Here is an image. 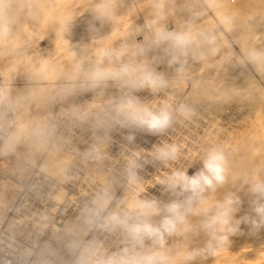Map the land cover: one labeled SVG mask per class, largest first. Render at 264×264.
Masks as SVG:
<instances>
[{
	"label": "bare ground",
	"instance_id": "1",
	"mask_svg": "<svg viewBox=\"0 0 264 264\" xmlns=\"http://www.w3.org/2000/svg\"><path fill=\"white\" fill-rule=\"evenodd\" d=\"M202 2L0 0V93L9 99L15 119L0 147V214L5 202L16 193L13 178H21L27 170L41 172L60 184L57 200L64 198L66 189L62 185L73 175L78 162L74 154L60 150L59 144L66 137L57 135L64 131L60 124L55 125L57 119L73 116L77 125L93 119L104 135L117 133L122 141H132L129 137L135 139L136 131L145 126L119 110L120 105L131 102L154 114L175 110L174 123L169 125L180 140L186 137L182 129L187 127L182 117L190 116L188 119L200 128H191L198 152L191 146L187 158L175 146L187 164L179 173L194 177L204 171L207 175L204 161L217 151L224 156L225 180L214 187L205 185L200 192L185 188L184 181L174 183V177L163 176L157 180L172 185L160 191L162 206L147 203L152 195H144L146 200L142 202L132 198L124 204L118 200L124 208L121 220L125 219L129 231H133L126 245L112 243L108 257L99 256L94 264L110 258L140 260L157 252L167 255L166 264H243L241 259L254 260L258 248L264 253V235L259 234L263 239L257 235L264 222L255 211L264 206V194L253 191L257 184L264 185V0H241L236 8L229 0ZM28 19L36 23L39 35H47L50 46L45 53L24 52L22 37L26 36ZM158 32L187 36L188 40L183 44L174 39L158 40ZM227 37L236 43L238 52ZM125 49L117 57L116 53ZM105 51L112 55L103 56ZM125 66L137 71L93 78L98 70L113 68L119 72ZM227 67L229 73L224 72ZM140 69L159 77L162 85L156 89L141 86ZM21 75L26 82L15 83ZM64 92L65 96L72 94L68 104L62 98ZM204 105L217 110L209 109V115H205ZM78 127L83 131V125ZM84 179L93 181L96 188L94 204L106 209L115 187L102 175L90 177L86 173ZM146 192L140 189V193ZM229 199L234 209L229 227L234 231L221 232L218 224L209 227L212 218L223 211L220 205ZM172 205L178 206L175 212L169 210ZM157 219L162 225L171 219L175 230L169 233L162 229ZM144 225L159 231L149 233ZM65 227L69 237L71 223ZM137 227L141 230L135 231ZM253 233L262 241L251 242ZM220 236H227V240L219 244ZM260 250L257 254L262 253ZM249 252L254 255L246 256ZM262 256L259 261H246L259 264L264 261Z\"/></svg>",
	"mask_w": 264,
	"mask_h": 264
},
{
	"label": "built area",
	"instance_id": "2",
	"mask_svg": "<svg viewBox=\"0 0 264 264\" xmlns=\"http://www.w3.org/2000/svg\"><path fill=\"white\" fill-rule=\"evenodd\" d=\"M5 97V93L1 92L0 147L15 123L9 99ZM168 112L169 124H172L177 114L173 109ZM188 118L182 117L187 125L182 132L186 136L183 140L189 147L192 144L191 128L194 126ZM62 119H57L55 125L60 124L64 131L57 135L66 137L61 144L74 154L78 162L73 175L62 185L66 194L57 200L61 185L38 171L27 170L21 178H13L16 193L5 202L0 214V264H94L97 257H108L111 244L126 245L128 235L133 231H129L130 225L125 219L121 220L124 208L118 200L124 204L132 198L142 202L146 200L144 195H152L147 203L162 206L160 191L172 183H161L157 178L165 176L163 172L167 174V179L173 178L187 166L182 152H171L176 146L172 139L179 134L168 127L154 132L153 129L137 130L136 139L122 141L124 138L117 133L104 135L101 126L93 119L87 123L88 130L86 124L80 121L85 128L82 132L75 117ZM81 133L82 138H79ZM159 137L167 142V148L163 149L164 142H159ZM179 147L184 148L183 154L189 158L188 149L182 145ZM158 148L171 155L162 158V151ZM86 173L90 177L102 175L115 187V194L109 199L106 209L100 210L94 204L96 188L93 181L87 183L84 179ZM141 188L147 192L140 193ZM67 222L71 223L69 237L65 232ZM156 223L163 222L157 219ZM161 228L164 229L162 224Z\"/></svg>",
	"mask_w": 264,
	"mask_h": 264
},
{
	"label": "clouds",
	"instance_id": "3",
	"mask_svg": "<svg viewBox=\"0 0 264 264\" xmlns=\"http://www.w3.org/2000/svg\"><path fill=\"white\" fill-rule=\"evenodd\" d=\"M106 12L107 9H104ZM7 31V29H5ZM165 39H174L177 43H185L188 40L187 36L183 35H176L172 36V34H164L162 32H158V40H165ZM124 51L117 52V57L124 54ZM103 56H110L112 53L105 51L102 53ZM137 69H129L127 66L122 68L119 72L114 70L113 68H108L103 71L98 70L93 78L94 79H104L108 76H119L122 74H131L136 72ZM142 72V75L140 76V84L141 86H147L152 89H156L162 85V81L159 77H155L151 72L143 71V69H140ZM119 110L122 112H126L129 118L140 125H146L149 129H164L169 125L170 122V114L167 110H161L159 114H154L151 111L147 109H140L137 108L135 105H133L131 102H128L127 104H122L119 107ZM129 139H133V137H129ZM176 151L175 147L172 148L171 152L174 153ZM171 153L162 151L161 157L166 158ZM204 167L207 170V175L204 171H200L197 173L194 177H188L186 173H177L174 177L173 182L179 183L181 181L186 182L184 184L185 188L191 187L194 191L199 189L200 192L204 191V186L208 187H214L215 184L223 183L225 180V160L224 156L217 151H213L209 154L208 159L204 161ZM253 191L261 192L264 194V185L257 184L254 186ZM233 203L231 199L227 200L225 204L220 205V207L223 209V211H220L215 217L212 218L211 224L208 226L211 227L212 225H219V231L224 232H232L234 231L233 228L229 227L230 225V219H231V212L234 211L230 207V205ZM143 207V206H141ZM177 205H172L170 207V211L175 212ZM191 210V209H189ZM255 211L262 216V222H264V206H259L255 209ZM177 219L183 220V216H178ZM255 223V221H253ZM164 228L167 232L171 233L175 230V223L169 219L164 221ZM144 230L148 231L149 233L158 232V229H153L148 225L143 226ZM140 227L136 228V231H140ZM220 243H223L227 240V236H220L219 238ZM163 243V240L161 238V244ZM168 257L163 252H157L150 256L144 257L140 260H134L129 261L125 259L115 260V259H109L103 264H166L168 261Z\"/></svg>",
	"mask_w": 264,
	"mask_h": 264
},
{
	"label": "rangeland",
	"instance_id": "4",
	"mask_svg": "<svg viewBox=\"0 0 264 264\" xmlns=\"http://www.w3.org/2000/svg\"><path fill=\"white\" fill-rule=\"evenodd\" d=\"M200 1L202 2V0H200ZM229 1L231 2V4L234 5L233 8H236L235 6L238 5L239 3H241V0H239V1H238V0H229ZM234 1H235V2H234ZM236 1H237V2H236ZM251 1L253 2V0H251ZM238 2H239V3H238ZM202 3H203V6H204L205 10L209 13V15L211 16V18L214 20L215 17L213 16L212 12H211V11L209 10V8L204 4V2H202ZM235 3H236V4H235ZM251 4H252V3H251ZM240 6H241V5H240ZM240 6H237V7H240ZM210 12H211V13H210ZM243 20H244V19H243ZM30 21H32V20H30ZM30 21H29V19H28V21L26 22L28 25L26 24V26H27V30H29L28 32L31 33V34L27 33V32H26L27 30H26V31H25L26 36L23 35V37H22V39H23L22 43H23V45H24V46H23V45H22V46H23V48H24V52L26 51L25 53H26L27 55H33V54L36 55V53H41V54H42V53H45V50L47 49V47L50 46V45H49L50 42H48L49 39L47 38V35H45L46 38H45V36H44V37L41 36L42 34L39 35V34H38V31H37V32L35 31V30L38 29V28L36 27V23L33 22V21L30 22ZM215 21H217L216 18H215ZM28 22H30V23H28ZM32 23H33L34 25H32ZM29 25H30V27H31V30H30ZM31 25H32V26H31ZM33 27H34V28H33ZM35 27H36L37 29H36ZM30 31H32V32H30ZM35 32H36V34H35ZM25 33H24V34H25ZM33 34H34L35 36H34ZM33 36H34V37H33ZM40 36H41V37H40ZM39 37H40V39H39ZM228 38H229V37H227V39H228ZM33 39H34V40H33ZM44 39H45V40H44ZM26 40H27V41H26ZM36 40H37V41H36ZM38 40H39V41H38ZM41 40H42V41H41ZM43 40H44V41H43ZM228 40H229L230 44L233 46V48L238 52V49H237V47H236V43H235L233 40H231V38H229ZM47 42H48V43H47ZM22 43H21V44H22ZM46 43L48 44V46H46V45H47ZM86 43H87V42H86ZM45 44H46V45H45ZM44 46H45V48H44ZM25 48H26V50H25ZM29 48H30V49H29ZM40 48H41V49H40ZM43 49H44V52L42 51ZM34 50H35V51H34ZM31 51H32V52H31ZM28 53H29V54H28ZM31 53H32V54H31ZM35 65H37V64H35ZM228 68H229V67H227L226 69H228ZM229 69H230V68H229ZM229 69H228V71L225 70L224 72H225V73H226V72L229 73V72H230ZM15 81H16L15 83H17V84H18V83L21 84V83H23V82H24V83L26 82L25 77L22 76V75H21V77L17 78V80H15ZM67 94H68V93H67ZM67 94H66V96H65V92L62 94V96H63L62 98H63V100L65 101V102H64L65 104L70 103V102H71L70 99L72 98V96H71L72 94L69 93V94H70L69 96H67ZM65 97H66V98H65ZM67 97H68V98H67ZM69 98H70V99H69ZM168 99H169V98H168ZM66 101H67V102H66ZM208 105H209V102H208ZM206 107H207V108H206ZM209 107H210V106H206V105L202 106L203 110L205 111V112H204L205 115H209V111H210V110H211V111H214V112L217 110V109H215V108H213V107H212V108H211V107L209 108ZM202 108H200V109L202 110ZM170 109H171V108H170ZM209 109H210V110H209ZM213 109H214V110H213ZM206 110H207V111H206ZM170 111H171V110H170ZM212 113H213V112H212ZM219 121H220V120H219ZM219 121H217V122L219 123ZM84 123H86V122H84ZM173 123H174V122H173ZM173 123H172L171 125H173ZM86 124H87V123H86ZM88 124H89V123H88ZM79 125H80V124H79ZM82 125H83V124H81V126H82ZM171 125H168L167 127H168L169 129H171V130L174 132L175 129L172 128ZM192 125H193L194 127H197L196 124H194V123H192ZM86 126H87V127H86ZM86 126H85V128H87V130H88L89 127H88V125H86ZM144 126H145L144 131H146V130L149 129L146 125H144ZM169 126H170V127H169ZM177 126H179L178 123H177ZM146 127H147V129H146ZM167 127H166V128H167ZM85 128H84V129H85ZM197 128H198V127H197ZM84 129H83V131H84ZM199 129H200V128H199ZM139 130L141 131V129H139ZM151 130H152V129H150L149 131H151ZM155 130L161 131V130H165V128H164V129H153L152 132H154ZM142 131H143V130H142ZM149 131H148V132H149ZM81 132H82V131H81ZM88 134H90V133L88 132ZM159 138H160V137H159ZM159 138H158V139H159ZM161 138H162V137H161ZM174 138H175V137H173L172 141L175 142L176 145H178L177 148H178V149H181V151H182L184 148L179 147V146L182 145L183 142H184V143H183L184 147H186L187 149H189L191 146H192L193 149H194V147H196V149L198 148V147H197L198 145H196L195 142H193L194 139H191L192 144L188 147V146H185L186 144H185V141H184L183 139H181V140L179 139V138H180L179 136H177V138H175L176 140H175ZM135 139H136V138H135ZM177 139H178V141H177ZM159 140H160L159 142H164L163 139H159ZM162 140H163V141H162ZM176 142H177V143H176ZM196 142H197V141H196ZM170 143H171V142H170ZM171 144H172V143H171ZM179 144H180V145H179ZM60 145H62V144H59V147H60L61 152H63V154H66V152H67V154L70 153V152L68 151L67 148H63L64 146H63V145L60 146ZM183 145H182V146H183ZM195 145H196V146H195ZM167 147H168V145L164 142V149L167 148ZM170 147H171V146H170ZM66 149H67V150H66ZM160 149H161V148H158V150H160ZM196 149H194V150H196ZM194 150H193V151H194ZM160 151H161V150H160ZM195 152H198V151L196 150ZM189 154H190V152H189ZM72 155H73V154H72ZM165 176H166V175H165ZM263 230H264V228L260 229V230L257 232V233H258L257 235L259 236V238H262L260 235H262V236L264 235V234H262V233H263ZM260 233H261V234H260ZM254 234L256 235V233H253L252 236H249V239L251 240V242H252V241H255V240H259V239H256V238L258 237L257 235H256L255 238L253 237V236H255ZM259 234H260V235H259ZM250 237H253V239H251ZM263 237H264V236H263ZM254 239H255V240H254ZM262 239H263V238H262ZM247 240H248V239H246V241H247ZM259 241H262V240H259ZM259 241H257V242H259ZM249 242H250V241H249ZM251 242H250V243H251ZM257 242H256V243H253V244L255 245V244H257ZM245 243H246V242H245ZM259 243H260V242H259ZM219 244H221V243H219ZM246 244L248 245V243H246ZM216 245H218V243H217ZM250 245H252V243H251ZM215 247H218V246H215ZM254 247H256V245L253 246V249H254ZM259 247H260V246H259ZM257 248H258V247H257ZM261 248H264V246L261 247ZM258 249L260 250V248H258ZM258 249L255 250L254 253H256V252H257V253H260ZM261 250H262V249H261ZM261 250H260V251H261ZM252 251H253V250H252ZM252 251H250V252H252ZM263 251H264V250H263ZM250 252H249L248 254H246V256H247V255L250 256L251 254L254 255V253H251V254H250ZM261 252H262V251H261ZM257 253H256V254H257ZM262 253H263V252H262ZM262 253H261V254H262ZM249 254H250V255H249ZM256 254H255V257H257V256L259 255L258 257H260V258H258V259L260 260V259L263 257L262 255H263L264 253H263L262 255H261V254H257V255H256ZM246 256H245V258H246ZM251 256H252V255H251ZM261 256H262V257H261ZM255 257L252 256V259L256 260L257 258L255 259ZM250 258H251V257H250ZM250 258L247 257L246 259H248L249 262H250V261H251V262L254 261V260H250ZM246 259H241V260H243V261H242L243 264H248V263H249V262L247 263L248 260L246 261ZM258 259H257V260H258ZM239 260H240V259H239ZM239 260H238V262H239ZM259 260H258V261H259ZM244 261H245L246 263H245ZM238 262H236V263H238ZM254 262H255V261H254ZM254 262H253V263H254ZM239 263L241 264V262H239ZM256 263H258V262H256ZM250 264H251V263H250ZM259 264H264L263 259L261 260V263H259Z\"/></svg>",
	"mask_w": 264,
	"mask_h": 264
}]
</instances>
